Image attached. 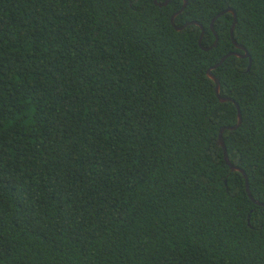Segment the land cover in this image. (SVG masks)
I'll return each mask as SVG.
<instances>
[{"label":"trees","instance_id":"16d2710c","mask_svg":"<svg viewBox=\"0 0 264 264\" xmlns=\"http://www.w3.org/2000/svg\"><path fill=\"white\" fill-rule=\"evenodd\" d=\"M153 1L0 0V264H264V0Z\"/></svg>","mask_w":264,"mask_h":264},{"label":"water","instance_id":"95a60500","mask_svg":"<svg viewBox=\"0 0 264 264\" xmlns=\"http://www.w3.org/2000/svg\"><path fill=\"white\" fill-rule=\"evenodd\" d=\"M169 2V0H165L163 3H160L158 4L156 2V0L153 1L154 5L156 6H159V7H162V6H166L167 3ZM186 4H187V1L186 0H183V5L181 7V9L177 12H175L171 18H170V23L171 25L173 26V28L176 30V31H181L183 30L187 25H196L200 28V35H199V38H198V45L202 48L201 46V40H202V37H203V34H204V30H203V27L198 24L197 22H190V23H186L184 24L183 26H180V27H176L174 26V18L176 17V15H178L185 7H186ZM226 13H230L233 17V21L231 23V26H230V38H231V41L232 43L235 45L236 48L240 49L241 51H243L244 53L242 55H239L237 53H229L227 55H225L223 58H221L220 62L218 64H216L213 68L211 69H215L217 68L227 57L233 55V56H238V57H241V58H247L248 59V65H247V68H246V72L249 71L250 67H251V58L250 56L248 55V53L246 52L245 48H243L242 46L238 45L237 42L235 41L234 39V36H233V31H234V27H235V24H236V14L235 12L232 10V9H227V10H224L222 12H220L219 14H217L210 22V25H209V28L210 30H212L214 36H215V42L213 43V45L211 47H215L216 46V43H217V35L216 33L214 32L213 30V25H214V22L222 15L226 14ZM211 47L209 48H202L203 50H209L211 49ZM211 69H209L207 71V77L210 78L214 84H215V94L217 96V98L219 99V101L221 103H224V102H232L235 107H236V110H237V123L236 125L232 126V127H224V128H221L219 130V134H218V140H217V145L222 149V154H223V159L226 163V165L228 166L229 170L231 172H239L242 176H243V179H244V187H245V192L247 194V196L249 197V199L257 206H264V204H261L255 200H253L250 192H249V188H248V178L245 174V171L242 170L241 168H239L238 166H234L232 165L230 162H229V159H228V155H227V151H226V147L224 145V142H223V138H222V132L224 130H235L237 129L240 124H241V114H240V111H239V107L238 105L230 98H224V97H221L220 94H219V82L217 80V78L211 73ZM248 226L249 223H248Z\"/></svg>","mask_w":264,"mask_h":264}]
</instances>
